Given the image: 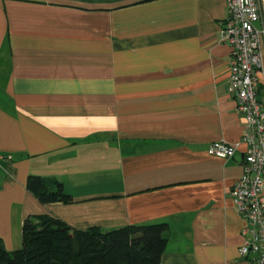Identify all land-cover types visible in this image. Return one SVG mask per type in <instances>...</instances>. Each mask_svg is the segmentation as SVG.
I'll use <instances>...</instances> for the list:
<instances>
[{"label": "crops", "instance_id": "crops-1", "mask_svg": "<svg viewBox=\"0 0 264 264\" xmlns=\"http://www.w3.org/2000/svg\"><path fill=\"white\" fill-rule=\"evenodd\" d=\"M264 25V0H255ZM226 0H0V240L50 215L107 232L166 224L159 264H249L229 192L241 176L212 142L245 120L220 41ZM256 96L264 105V39ZM30 175L72 202L41 204ZM264 196V190L262 192Z\"/></svg>", "mask_w": 264, "mask_h": 264}, {"label": "built area", "instance_id": "built-area-1", "mask_svg": "<svg viewBox=\"0 0 264 264\" xmlns=\"http://www.w3.org/2000/svg\"><path fill=\"white\" fill-rule=\"evenodd\" d=\"M227 18L220 29V41L229 48V91L236 111L245 120L239 143L212 142L209 156L231 159L244 147L241 176L229 195L244 227L238 255L249 264H264V105L256 96L259 44L264 25L255 0H226Z\"/></svg>", "mask_w": 264, "mask_h": 264}, {"label": "trees", "instance_id": "trees-1", "mask_svg": "<svg viewBox=\"0 0 264 264\" xmlns=\"http://www.w3.org/2000/svg\"><path fill=\"white\" fill-rule=\"evenodd\" d=\"M26 189L41 204L72 202L54 178L30 175ZM167 231L166 224L78 230L50 215H32L23 221L19 249L8 252L0 240V264H159Z\"/></svg>", "mask_w": 264, "mask_h": 264}]
</instances>
